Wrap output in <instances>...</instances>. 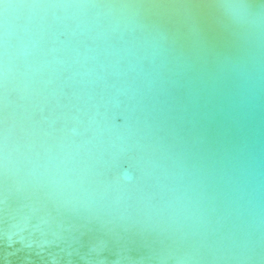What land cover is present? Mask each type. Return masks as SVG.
Here are the masks:
<instances>
[{
    "label": "water",
    "instance_id": "95a60500",
    "mask_svg": "<svg viewBox=\"0 0 264 264\" xmlns=\"http://www.w3.org/2000/svg\"><path fill=\"white\" fill-rule=\"evenodd\" d=\"M0 264H264V0H0Z\"/></svg>",
    "mask_w": 264,
    "mask_h": 264
}]
</instances>
